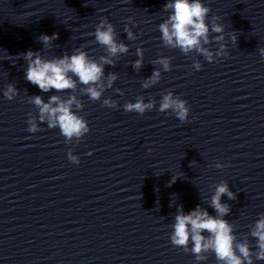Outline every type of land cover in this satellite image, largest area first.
Here are the masks:
<instances>
[{
	"label": "water",
	"instance_id": "obj_1",
	"mask_svg": "<svg viewBox=\"0 0 264 264\" xmlns=\"http://www.w3.org/2000/svg\"><path fill=\"white\" fill-rule=\"evenodd\" d=\"M166 2L0 0V264H197L170 241L177 206L188 213L199 205L215 215L210 201L221 182L236 196L221 197L230 206L225 219L256 250L250 229L264 214V0H203L209 24L213 15L221 17L229 53L212 63L163 45L158 26L169 15ZM104 17L129 52L114 58V67L105 65V80L108 73L118 79L101 101H90L79 83L72 93H44L25 79L27 63L19 57L30 49L47 59L81 46L95 59L106 55L93 35ZM53 33L58 39L45 48L39 37ZM205 47L215 52L219 44ZM137 48L143 50L139 70L132 67ZM161 57L171 58V71L154 63ZM157 69L159 82L143 88ZM10 83L19 93L12 100L3 95ZM169 91L188 102L186 121L158 111ZM69 94L84 105L78 114L89 126L85 136L66 142L46 124L27 131L38 112L31 96L47 102ZM137 97L155 99L156 107L143 115L125 112L123 105ZM104 98L117 108L102 107ZM173 176L179 178L169 186ZM205 255L199 264H217L213 253Z\"/></svg>",
	"mask_w": 264,
	"mask_h": 264
},
{
	"label": "clouds",
	"instance_id": "obj_2",
	"mask_svg": "<svg viewBox=\"0 0 264 264\" xmlns=\"http://www.w3.org/2000/svg\"><path fill=\"white\" fill-rule=\"evenodd\" d=\"M163 10L169 13L158 26L164 46L179 49L185 55L195 51L209 63L213 62L214 56H228L227 45L221 43L225 40V28L219 22L221 17L213 15L209 24L208 16L211 9L203 3V0H168L163 5ZM124 31L128 40L137 39V36L127 26ZM212 33L216 35L210 39ZM93 35L95 41L105 49L106 55L95 59L84 50L85 46H81L76 48L71 55L65 53L63 56L47 59L39 52H33L30 49L19 57L27 63L25 79L44 93L52 90L58 93L65 91L72 93L79 83L85 86L83 93L90 101H101L103 93L112 88L113 83L118 79L116 73H108L105 80V65L114 67L116 63L114 58L128 53L129 47L117 39L115 28L106 17L101 18ZM228 38L233 44L238 41L233 33L228 34ZM39 39L45 48H50L52 42L58 39V34H42ZM213 41L219 44L215 52L205 47ZM259 54L264 58V48L259 49ZM136 56L138 58L132 67L139 70L143 67L142 48L136 49ZM170 60V57H161L154 63L160 64L163 70L168 72L171 71ZM193 68L199 71L202 66L196 62ZM160 77V70H154L152 75L142 82V87L147 89L156 85ZM18 94L16 86L11 83L3 92L8 100L14 99ZM120 94L123 95L122 92ZM29 101L38 109L36 117H30L27 120L29 133L40 131L39 125L46 124L49 129L59 128L66 142H70L73 138L81 139L89 132L87 121L78 114L84 105L76 95L69 94L67 99H63L60 95H51L47 102L42 96L34 95L29 98ZM102 107L116 109L117 102L111 98H104ZM155 107V99L146 103L143 97H137L134 103L128 102L123 105L125 112H136L140 115ZM158 111L161 113L170 111L183 122L187 120L190 108L186 100L181 99L180 96H174L169 91L159 101ZM68 159L75 164L80 163L79 158L72 156L71 152L68 153ZM223 166L220 163L216 164L217 168ZM178 178L173 176L169 186ZM225 195L229 200L236 199L228 184L221 182L215 186V193L210 201L215 215L209 214L199 205L185 213L183 205H178L175 222L172 225L173 231L170 235L172 245L182 248L186 253L191 252L197 264L208 259L205 255L207 253L215 255L217 264H254L253 257L258 261H264V214L260 215L250 229V236L256 239V250L253 251L247 236L242 241L238 240L234 234V226L225 219L230 213V206L221 202V197Z\"/></svg>",
	"mask_w": 264,
	"mask_h": 264
}]
</instances>
